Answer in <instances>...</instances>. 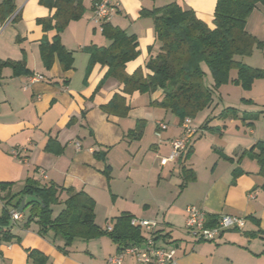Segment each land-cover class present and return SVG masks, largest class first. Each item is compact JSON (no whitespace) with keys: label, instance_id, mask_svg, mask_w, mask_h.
I'll list each match as a JSON object with an SVG mask.
<instances>
[{"label":"crops","instance_id":"obj_1","mask_svg":"<svg viewBox=\"0 0 264 264\" xmlns=\"http://www.w3.org/2000/svg\"><path fill=\"white\" fill-rule=\"evenodd\" d=\"M96 1L83 0L84 15L61 33L63 45L74 54L70 70L62 68L57 55L47 68L40 53L42 37L46 34L51 39L56 31L45 32L37 20L54 15L55 8L40 0H15L19 19L0 21V182L10 183L13 193L21 191L30 177L42 184L83 190L95 199L96 222L102 227L124 212L137 219H155L161 230L157 244L174 248L178 264H264V176L251 152L256 143H264V77L249 89L222 85L212 105L192 119L197 132L192 137L191 156L186 159L184 153L162 165L161 159L172 152L171 141L183 134L182 123L172 111L152 104L162 99L163 90L123 94V84L113 77L97 89L108 72L99 63L87 75L90 55L84 48L111 43L92 20ZM112 1L118 6L108 22L138 39L139 55L127 62L128 74L139 68L151 73L146 63L160 49L153 18L142 16L143 9L178 2L215 27L217 0ZM246 29L264 43V7L254 9ZM238 59L264 69V47ZM7 61H25L33 75L43 78L31 82V76L16 74L11 64L3 65ZM236 76L233 69L231 77ZM115 93L127 98L130 110L125 117L102 109ZM228 107L237 113L221 117ZM139 120L146 121L142 136L129 139ZM159 122L167 128L161 130ZM48 143L52 150L47 149ZM16 148L22 149L19 157L13 154ZM97 150L107 151L105 160L94 154ZM107 165L112 167L111 178L104 173ZM184 167L195 177L182 188ZM6 193L7 189L1 191V196ZM65 198L64 192L61 200ZM189 205L217 217H243L245 226L228 229L214 241H197L186 229ZM62 207L53 206L55 216ZM3 208L0 198V213ZM28 213L11 219L14 236L2 241L0 264H37L30 256L33 250L45 255L44 264H112L109 258L118 252V245L108 235L78 239L65 253L58 247L59 239L39 232L37 222L25 226ZM123 264L138 263L134 256H127Z\"/></svg>","mask_w":264,"mask_h":264},{"label":"trees","instance_id":"obj_2","mask_svg":"<svg viewBox=\"0 0 264 264\" xmlns=\"http://www.w3.org/2000/svg\"><path fill=\"white\" fill-rule=\"evenodd\" d=\"M40 3L55 8L52 16L38 19L45 32L56 31L50 39L44 35L40 41V53L47 68H50L57 55L62 68L70 70L74 65V54L61 41V33L72 20L80 19L85 12L83 0H40ZM264 0H217L214 11V28L198 18L193 9L186 8L178 2H170L161 8L143 9L142 16L153 18L156 39L160 43L159 52L149 58L146 68L151 72L145 74L142 68L134 73L126 72L127 62L139 55L138 39L135 34H128L126 30L112 25L103 24L104 35L111 40L108 46L95 44L84 48L90 55L87 75L95 64L108 67V72L100 82L99 89L105 79L113 77L123 84V94L153 92L157 88L163 90L160 101L153 105L172 111L182 123L186 118L195 117L200 111L210 107L214 102V95L219 88L227 83L240 85L245 89L252 87L256 79L264 77V69L254 68L239 60V57L252 55L254 49H263L264 43L255 35L247 31L248 19L254 9ZM20 17L16 13L15 0H2L0 3V21L5 24L9 20L17 21ZM11 64L16 74L33 75L26 67L25 61H7L3 65ZM206 66L213 78V85L208 86L205 81ZM237 70V76L231 77V71ZM121 93H115L112 99L102 109L120 117L128 115L130 106L127 98ZM236 114L237 109L228 107L222 111L221 117ZM73 121V120H72ZM145 120H139L135 129L128 134L129 139H139L142 136ZM208 127V123L204 125ZM51 143L47 149L52 150ZM193 142L188 146L184 158H189ZM258 148V151H255ZM55 151H58L57 149ZM252 154L258 160L264 176V143L258 142L252 149ZM94 154L98 158L106 159L107 151L97 150ZM112 167L107 165L104 173L111 178ZM190 169H182V184L194 179ZM11 184L0 182V198L4 208L0 213V240H10L13 234L10 229L11 212L18 210L26 196L28 217L25 226L35 221L39 224L42 235H52L59 239L58 245L62 251L68 253L75 241H89L93 238L108 235L118 245V252L124 248L143 242L139 227L132 224L133 215L124 212L112 219L105 227L96 222V201L87 192L76 191L73 187L64 188L51 182L42 184L35 178H28L25 187L19 192H12ZM264 187V185H263ZM7 193L1 196V191ZM66 198L61 200L63 193ZM63 204L60 212L55 216L53 206ZM23 211V212H24ZM219 217L208 214L206 224L213 226ZM112 225L108 230L107 226ZM160 228L157 233H160ZM37 264H44L45 255L39 251H30Z\"/></svg>","mask_w":264,"mask_h":264},{"label":"built area","instance_id":"obj_3","mask_svg":"<svg viewBox=\"0 0 264 264\" xmlns=\"http://www.w3.org/2000/svg\"><path fill=\"white\" fill-rule=\"evenodd\" d=\"M117 4L113 3L112 0H97L95 3V10L92 20L102 27L103 24L108 22L117 10ZM29 80L31 82L41 80L42 75H30ZM191 118H186L182 122L183 134L179 137L174 138L171 141L172 152L169 156L161 159V164L165 165L169 161L179 159L184 153L187 152L188 146L192 142V137L197 132L191 124ZM158 127L161 130L167 128V124L159 122ZM22 149L16 148L13 150L15 156H20ZM23 159L22 157H20ZM44 175V173H42ZM45 176V175H44ZM187 220L186 229L197 241H214L224 231L228 229H243L245 226V219L240 216L223 214L219 217L217 223L213 226L206 224L208 214L204 209L199 208L196 205H189L186 208ZM21 214L13 210L11 212L12 220H18ZM132 224L145 230L146 236L143 242L132 244L123 250L117 252L109 258L112 264H123L127 256H134L138 264H178L174 258L175 249L165 248L157 244V233L160 228L158 222H152L143 219H132ZM108 230L112 229V225L107 226ZM2 241L0 240V251Z\"/></svg>","mask_w":264,"mask_h":264},{"label":"rangeland","instance_id":"obj_4","mask_svg":"<svg viewBox=\"0 0 264 264\" xmlns=\"http://www.w3.org/2000/svg\"><path fill=\"white\" fill-rule=\"evenodd\" d=\"M260 7H263V6L260 5ZM256 53H257V55H260V54H258L259 52H256ZM255 55H256V54H255ZM259 64H260V63H259ZM234 73H235V72H234ZM205 81H206L207 84H212V83H213V78H212V76H211V74H210L208 68H206ZM224 85H225V84H224ZM228 90H229V89H228ZM240 91H241V88H240ZM232 95H233V94H231V97H230V98H233ZM228 96H230V95H228ZM233 96H234V95H233ZM203 111H204V110L200 111L199 113H202ZM199 113H198V114H199ZM198 114H197L195 117L191 118V121H192V119H193V120L197 119ZM141 180H143V179H141ZM152 222H157V221L154 219V220H152ZM100 223L103 224V225L106 224V222H105L103 219H101V218H100Z\"/></svg>","mask_w":264,"mask_h":264},{"label":"water","instance_id":"obj_5","mask_svg":"<svg viewBox=\"0 0 264 264\" xmlns=\"http://www.w3.org/2000/svg\"><path fill=\"white\" fill-rule=\"evenodd\" d=\"M25 201H26V196L24 197V200H23L21 206H20V207L18 208V210H17L19 213H22V212L24 211V209H25V207H26V203H25Z\"/></svg>","mask_w":264,"mask_h":264}]
</instances>
